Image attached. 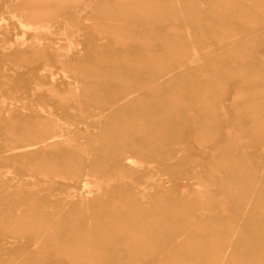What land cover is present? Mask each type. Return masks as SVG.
Masks as SVG:
<instances>
[{
    "label": "rangeland",
    "instance_id": "rangeland-1",
    "mask_svg": "<svg viewBox=\"0 0 264 264\" xmlns=\"http://www.w3.org/2000/svg\"><path fill=\"white\" fill-rule=\"evenodd\" d=\"M0 264H264V0H0Z\"/></svg>",
    "mask_w": 264,
    "mask_h": 264
},
{
    "label": "bare ground",
    "instance_id": "bare-ground-1",
    "mask_svg": "<svg viewBox=\"0 0 264 264\" xmlns=\"http://www.w3.org/2000/svg\"><path fill=\"white\" fill-rule=\"evenodd\" d=\"M59 106H60V105H59ZM93 160H94V159H93ZM129 161H130L131 164L134 165L135 162H134L133 160H129ZM160 164H161V163H160ZM120 169H121V168H120ZM124 171H125V173H126V170H124ZM124 171H121V172L123 173ZM117 174H118V171H117ZM118 176H119V175H118ZM127 178H128V177H127ZM129 181H130V180H129ZM131 181H132V180H131ZM89 182H90V181H89ZM89 182H88V183H89ZM24 184H25V183H24ZM129 184H130V183H129ZM84 185H88V184H87V180L84 182ZM31 188H32V187H31ZM151 188H152V187H151ZM33 189H34V188H33ZM124 189H125V188H124ZM18 190H19V189H18ZM19 191H20V190H19ZM132 192H133V191H132ZM134 192H135V191H134ZM76 195H77V192H76ZM165 195H166V194H165ZM71 196H72V195H71ZM142 196H143V195H142ZM157 196H158V195H157ZM162 196H163V195H162ZM162 196H161V197H162ZM149 197H150V196H149ZM161 197H160V195H159V199H158V200H160ZM106 198H107V197H106ZM154 198H155V197H154ZM148 199H149V198H148ZM155 199H156V198H155ZM161 199H162V198H161ZM145 200H146V198H145ZM156 200H157V199H156ZM160 201H161V200H160Z\"/></svg>",
    "mask_w": 264,
    "mask_h": 264
}]
</instances>
